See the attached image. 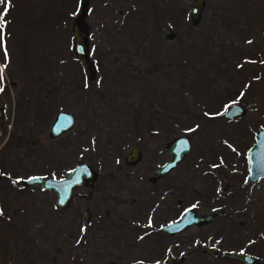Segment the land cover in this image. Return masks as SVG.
Returning <instances> with one entry per match:
<instances>
[{
	"label": "rangeland",
	"instance_id": "rangeland-1",
	"mask_svg": "<svg viewBox=\"0 0 264 264\" xmlns=\"http://www.w3.org/2000/svg\"><path fill=\"white\" fill-rule=\"evenodd\" d=\"M191 2L88 0L92 79L71 48L79 0L0 3V13L8 9L0 42V264H126L135 254L113 241H133L130 215L144 221L154 211L159 226L187 208L215 216L173 237L142 236L137 255L148 252L145 242L168 239L177 249L192 246L186 264H218L193 252L190 240L264 241V181L246 180L247 153L264 128V0H204L196 24ZM232 103L244 113L229 121L222 114ZM59 110L74 123L50 138ZM177 136L188 137L187 153L150 183ZM136 144L140 160L127 165ZM79 161L97 178L73 189L64 209L52 192L22 184L61 178ZM84 209L90 218L82 225Z\"/></svg>",
	"mask_w": 264,
	"mask_h": 264
},
{
	"label": "water",
	"instance_id": "water-1",
	"mask_svg": "<svg viewBox=\"0 0 264 264\" xmlns=\"http://www.w3.org/2000/svg\"><path fill=\"white\" fill-rule=\"evenodd\" d=\"M88 0H79L80 13L71 19L70 32L72 37V52L75 59L81 66L86 79H92L96 71V65L92 63L88 57V25L84 21V15L86 14ZM204 0H192L188 7V15L192 24H196L199 20ZM162 34L166 38L173 37V33L170 28L163 26L161 28ZM244 113V108L236 103L231 104L222 114V117L231 121L236 117H240ZM74 123V117L71 113L64 110H59L55 113L52 119L48 134L50 138H55L61 133L70 129ZM165 149L169 153L170 157L163 164L158 166L153 171V175L148 178L150 183L155 179L164 176L169 170L174 168L176 164L184 157L189 149V140L187 136H177L172 138L169 142L165 143ZM141 152L139 146L134 145L130 151L124 157V163L127 165H133L140 160ZM262 161L264 166V128L260 127L255 131V140L253 147L248 151L247 163H248V180L254 181L258 178L264 179V170H261V174L253 172L257 162ZM97 178V172L90 167V165L84 161L76 163L63 177L61 178H44L39 176H32L23 179L22 184L37 185L40 189L52 192L54 194V205L56 208L64 209L68 206L73 189L85 186L92 187L94 181ZM223 188L225 185L222 186ZM220 214V212L216 213ZM215 213L207 215H197L193 209L185 210L179 219L174 222L162 225L159 230L165 232L168 235H174L182 232L186 228L193 225L208 224ZM90 218V213L84 209L79 219L81 224L84 225ZM202 250H210L209 247L201 246ZM237 257L246 260L245 255H235Z\"/></svg>",
	"mask_w": 264,
	"mask_h": 264
},
{
	"label": "flooded vegetation",
	"instance_id": "flooded-vegetation-1",
	"mask_svg": "<svg viewBox=\"0 0 264 264\" xmlns=\"http://www.w3.org/2000/svg\"><path fill=\"white\" fill-rule=\"evenodd\" d=\"M48 130H49V126H48ZM254 169L258 170L256 171L257 174L262 173L261 169H257L256 166ZM254 171L255 170H253V172ZM246 174H247L246 180L250 183H254L256 181L257 182L264 181V179L261 177L255 179L254 181H249L247 164H246ZM29 186L36 187L37 185H29ZM168 193L169 192L167 191V194ZM168 213L173 215V208L168 209ZM143 218L144 221L140 218V216H136L135 214L130 215L127 224L131 225L134 237H133V241H130L128 246H125L127 244V241H113L115 244H119L120 249H123V252L125 254H133V255L135 254L134 259L127 260L126 264H186L190 256L192 246L186 245L187 248L183 247V249H177L175 247L176 241L174 240L165 239L159 241L145 242L151 244V245H147L148 246L147 248H149L148 252L145 253L143 251L142 253L137 255L138 254L137 252L140 251L139 246H141L142 236H145L148 233L152 234L155 231L164 234L167 237L174 236V235H168L165 232L159 230V228L162 225L175 221L173 218L170 220L167 219L166 222H164L162 225L159 226L158 225L156 226V224H154V220H155L154 211L145 214ZM144 225L148 227V229L145 231L143 230ZM141 231L144 232L141 233ZM135 237L136 239H134ZM207 242L202 240H190V243L193 244V250H194L193 252L199 253L202 257L217 261L219 262L218 264H264V241H260L261 244L258 245H255V243H259V242L254 240L244 241V243L236 242L235 244L233 242L232 246H227L226 241L218 240V241H207ZM201 246L209 247L210 250H202ZM175 249L179 250L178 253L176 254H175L176 251ZM234 254L245 255L247 258L246 260H243L240 257L234 256ZM124 260L126 259L124 258Z\"/></svg>",
	"mask_w": 264,
	"mask_h": 264
},
{
	"label": "snow or ice",
	"instance_id": "snow-or-ice-1",
	"mask_svg": "<svg viewBox=\"0 0 264 264\" xmlns=\"http://www.w3.org/2000/svg\"><path fill=\"white\" fill-rule=\"evenodd\" d=\"M0 3H3V0H0ZM7 10L8 9L5 8V12L0 13V42H2V40H3V27L5 24L4 15L6 14ZM2 81H3V69L0 68V91H3ZM0 214H2V212H0Z\"/></svg>",
	"mask_w": 264,
	"mask_h": 264
},
{
	"label": "bare ground",
	"instance_id": "bare-ground-1",
	"mask_svg": "<svg viewBox=\"0 0 264 264\" xmlns=\"http://www.w3.org/2000/svg\"><path fill=\"white\" fill-rule=\"evenodd\" d=\"M258 163V166L257 165H255L256 167H257V169H261V170H264V166H263V164H262V162L260 161V162H257ZM262 166V167H261ZM261 167V168H260ZM255 171H258V170H256V169H254Z\"/></svg>",
	"mask_w": 264,
	"mask_h": 264
}]
</instances>
